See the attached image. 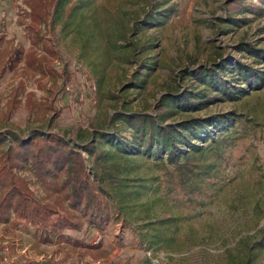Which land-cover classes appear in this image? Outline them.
I'll use <instances>...</instances> for the list:
<instances>
[{"label": "rangeland", "instance_id": "obj_1", "mask_svg": "<svg viewBox=\"0 0 264 264\" xmlns=\"http://www.w3.org/2000/svg\"><path fill=\"white\" fill-rule=\"evenodd\" d=\"M249 50L264 52V0H0V133L7 135L0 157L15 142L10 134L59 135L95 183L99 170L84 149L95 144L113 155L108 163L120 166L123 180L114 190L126 192L111 201L104 231L85 223L80 233L65 232L84 248L43 243L11 214L0 221V264H264V58ZM245 68L257 84L244 80ZM211 70L239 98L194 75ZM167 95L204 104L173 107L166 124L243 117L223 188L192 196L204 206L179 203L181 175L172 166L114 156L135 139L125 117L160 120ZM12 172L37 201H49L32 163Z\"/></svg>", "mask_w": 264, "mask_h": 264}, {"label": "trees", "instance_id": "obj_2", "mask_svg": "<svg viewBox=\"0 0 264 264\" xmlns=\"http://www.w3.org/2000/svg\"><path fill=\"white\" fill-rule=\"evenodd\" d=\"M46 15L35 14V21L38 17L45 19ZM249 51L254 57L264 58L262 50ZM27 62L33 65L32 61ZM207 73L210 74L194 75L204 78L207 87L219 91L230 100L239 98L226 81L215 77V70ZM242 73L250 86L252 83L257 84L258 77L250 70L245 68ZM208 75L213 79L207 78ZM199 99V96L167 95L161 106L163 108L159 107L160 120L150 115L126 116L127 124L135 135L133 142L136 143L131 142L128 144L129 148L121 150L123 152L114 153V156L125 160L147 158L172 166L181 175L180 184L183 186L176 199L181 204L196 208L204 206L205 200H197L192 196L207 199L218 195L223 188L227 180V169L233 160L230 153L235 148L232 132L244 124L243 117L234 114L166 124L175 115V107L196 109L204 104ZM212 130H215L216 136L212 134ZM10 135L15 138V142L8 146L9 152L0 157V221H8L13 214L16 221L35 227L36 235L41 237L43 243H69L84 248V241H79L65 232L80 233L85 223L94 230L104 231L112 217L111 201L126 194L123 190H114L117 184L121 186L123 180L117 177L114 170V167L119 170L120 166L108 163L109 157L113 155L101 151L95 144L85 146V151L95 160L99 170L96 182L92 183L87 176L80 152L61 136L34 131L28 139L20 140L15 134ZM6 136V133H0V143L6 141ZM137 143L141 149L135 151L131 145ZM29 162L32 163L38 179L43 184L48 183L45 192L49 201L46 203L37 201L28 190L26 182L12 172V169L18 168L22 163ZM128 194L133 195L134 192ZM62 202H68V205L65 206ZM55 217L57 219L54 221ZM169 221H173V218L165 222ZM93 247L95 246H89Z\"/></svg>", "mask_w": 264, "mask_h": 264}, {"label": "built area", "instance_id": "obj_3", "mask_svg": "<svg viewBox=\"0 0 264 264\" xmlns=\"http://www.w3.org/2000/svg\"><path fill=\"white\" fill-rule=\"evenodd\" d=\"M93 264H102L101 261H96V262H93Z\"/></svg>", "mask_w": 264, "mask_h": 264}]
</instances>
